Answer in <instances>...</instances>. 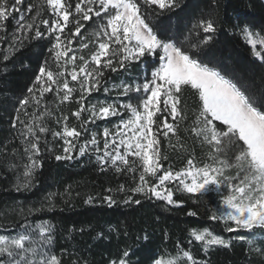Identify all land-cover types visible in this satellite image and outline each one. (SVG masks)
<instances>
[{
    "label": "snow or ice",
    "instance_id": "obj_1",
    "mask_svg": "<svg viewBox=\"0 0 264 264\" xmlns=\"http://www.w3.org/2000/svg\"><path fill=\"white\" fill-rule=\"evenodd\" d=\"M180 7L181 0H43L40 5L26 6L24 0H0V44L8 42L0 61H10L25 47V41L47 38L51 45V64L45 60L39 67L10 118L11 127L20 126L17 138L23 145L19 161L8 164L15 173L12 186L17 192L34 187L35 176L43 166V153L52 151L47 139L51 133L53 141H62V152L55 155L57 161L94 154L100 171L110 168L129 175L133 186L120 184L115 189L124 194V204L141 205L143 197L180 208L186 201L177 196L178 192L202 198L216 191L220 203L210 210L209 219L222 222L225 232L236 235L226 239L209 228H191L188 244L199 242L208 253L215 248H230L234 240L246 241L250 252L264 258V241L258 247L254 239L239 234L264 235V76L258 82L226 76L191 51L213 40L218 30L214 19H200L194 24L197 35L205 34L196 44L185 46L184 42L161 39L154 19ZM34 9L35 14L26 18L25 13L31 14ZM10 18L16 21L12 33L7 30ZM88 22L94 25L91 38L81 35ZM239 32L252 55L264 63V35L247 25ZM85 50H89L86 55ZM149 57H156L158 66L150 73L145 71L142 79L112 82V73L127 72L133 63ZM2 71H7V65ZM188 90L196 96L195 107L184 98ZM113 91L117 98L129 100L130 94H135L138 103L90 100L93 93ZM47 94H52L51 106ZM66 102L77 105L71 112L74 123L69 122L67 114L54 113ZM48 117L60 130L49 127ZM111 118L118 120L111 128L91 130L90 126L98 127L97 121L110 123ZM182 132L199 145L202 158L182 139ZM163 140L177 155L187 153L183 167L174 169L170 162L165 167L169 157L161 151ZM4 150L7 152V146ZM11 152L19 155L16 148ZM107 191L102 201L109 206L117 204L113 190ZM55 195L49 193L46 200L51 202ZM93 202L94 197L89 195L85 203ZM45 210L41 206L29 208L27 213ZM19 211L24 215L23 209ZM186 214L197 215L195 211ZM12 226L0 228L7 232ZM53 245L54 225L50 222L19 225L15 235H0V264H64L67 250L57 254ZM71 264L81 262L73 260ZM109 264H131L129 250ZM153 264L208 261L197 259L190 247L177 243L175 256L167 261L156 258Z\"/></svg>",
    "mask_w": 264,
    "mask_h": 264
},
{
    "label": "trees",
    "instance_id": "obj_2",
    "mask_svg": "<svg viewBox=\"0 0 264 264\" xmlns=\"http://www.w3.org/2000/svg\"><path fill=\"white\" fill-rule=\"evenodd\" d=\"M30 3L40 5L43 0H24V6ZM34 14L35 9L31 14L25 13V16L27 18ZM47 15L45 8L44 16ZM205 18L214 19L218 30L209 44L199 49L192 48L191 51L202 62L217 67L226 76L234 75L246 82L252 79L258 82L264 76V63L252 55L251 47L244 41L239 29L247 25L264 35V0H181L180 8L154 19L153 26L161 39L178 44L184 42L188 46L196 44L205 35L202 32L197 35L193 29L198 20ZM15 27L16 21L10 18L7 22L8 33H12ZM92 27L94 25L88 22L81 35L91 38ZM185 37L188 39L185 40ZM7 43L0 44V55L7 48ZM73 43L75 46L76 41ZM50 46L47 38L25 41V47L16 52L10 61H0V225H13L7 232L0 228V235H15L18 226L26 223L50 222L54 225V251L59 254L62 249L67 250L64 264H71L73 260L81 264H109L110 260L118 259L124 250H129L131 264H153L156 258L171 259L175 256L177 243L184 248L190 247L197 259L207 260L208 264H264V258L249 251L246 241L234 240L232 247L215 248L208 253L203 252L199 242L188 244L191 228H209L226 239L236 235L225 232L222 222L209 219L210 210L220 203V194L216 191H210L202 198H190L188 194L178 192L177 196L186 201L180 208L143 197H140L141 205L124 204L121 202L124 194L117 193L115 189L120 184L133 186L129 175L116 173L110 168L100 171L94 154L84 157L77 155L76 159L70 161H57L55 155L61 154L62 141H53L51 133L47 139L51 142L49 146L52 151L43 153V166L35 176L34 187L27 191H15L12 186L15 173L8 164L9 161H19L23 145L17 138L20 126L11 127L10 118L16 113L19 100L27 94L39 67L45 60L51 64ZM88 51L85 50L84 54ZM4 65H7L6 72L2 71ZM155 66H158L156 57H149L143 62L133 63L127 72L112 73L111 79L117 84L121 80L131 83L137 78L142 79L144 72L150 73ZM130 96L131 100L128 97L117 98L115 91L111 94L101 92L93 93L90 100L118 99L121 103L137 104L135 94ZM46 98L51 106L52 94H47ZM184 98L189 106L195 107L193 91H186ZM76 108L75 102H66L54 113L59 116L63 112L69 116V122L74 123L71 112ZM127 115L125 112V118ZM47 122L50 128L60 130L53 118L48 117ZM117 122V118H111L110 123L97 121L98 127L90 128L101 132L104 127L111 128ZM181 137L194 149L196 156L202 158L199 145L183 132ZM85 138L87 135L81 139ZM13 148L18 150L19 155L12 154ZM161 151L169 157V161L164 162L165 167L169 162L174 169L185 165L187 153L177 155L169 148L167 140L162 141ZM109 188L117 200V204L111 206L102 201L109 194ZM49 193L56 194L51 202L46 200ZM89 195L94 197L92 204L85 203ZM41 206L46 210L31 215L27 213L29 208ZM20 209L24 210V215H21ZM189 211H195L197 215L189 216L186 214ZM80 228L84 231H78ZM98 233L103 235L98 236ZM239 234L254 239L258 247L264 241V235L260 233L255 237L245 232ZM145 235L147 239H144Z\"/></svg>",
    "mask_w": 264,
    "mask_h": 264
},
{
    "label": "rangeland",
    "instance_id": "obj_3",
    "mask_svg": "<svg viewBox=\"0 0 264 264\" xmlns=\"http://www.w3.org/2000/svg\"><path fill=\"white\" fill-rule=\"evenodd\" d=\"M214 191V190H213ZM32 225H35V224H37V223H31ZM53 248H54V245H53ZM163 260H165V261H167V260H169V259H163Z\"/></svg>",
    "mask_w": 264,
    "mask_h": 264
}]
</instances>
